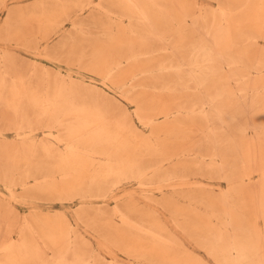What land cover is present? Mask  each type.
I'll return each instance as SVG.
<instances>
[{
  "label": "bare ground",
  "instance_id": "bare-ground-1",
  "mask_svg": "<svg viewBox=\"0 0 264 264\" xmlns=\"http://www.w3.org/2000/svg\"><path fill=\"white\" fill-rule=\"evenodd\" d=\"M93 1L37 0L13 11L0 0L7 10L1 29L13 37L15 17L51 30ZM97 1L121 21L107 17L97 34L78 24L82 36L59 47L56 57L109 75L114 84L136 79L130 85L136 109L93 82L35 60L20 64L5 50L0 129L29 135L0 141V181L12 186L17 176L21 184L36 174L57 176L40 190L59 201L82 200L78 215L90 226L103 221L93 228L133 264H264V0ZM91 37L98 41L89 44ZM142 79L148 86L132 91ZM39 130L42 138L31 137ZM192 176L226 187L195 183ZM129 179L156 185L159 205L213 262L169 237L162 218L133 198L118 200L115 212L87 202L98 196L106 204ZM168 191L181 194L186 206L166 197ZM19 216L12 202L0 199V264H125L96 250L65 213L32 218L37 236L17 238Z\"/></svg>",
  "mask_w": 264,
  "mask_h": 264
},
{
  "label": "rangeland",
  "instance_id": "rangeland-1",
  "mask_svg": "<svg viewBox=\"0 0 264 264\" xmlns=\"http://www.w3.org/2000/svg\"><path fill=\"white\" fill-rule=\"evenodd\" d=\"M37 0H6L7 5L13 8H21L22 10ZM207 3L208 0H201ZM90 4L85 8H75L69 13V21L60 24V26H54L51 30L42 31L37 27L36 22H32L29 25L25 26V24L20 23L18 18H13L11 23L14 26V30H12L11 35L13 37L8 38L6 36L5 30L1 29L4 27L7 10L4 8L0 9V59L3 58L4 51L9 50V55L7 57L13 59L14 61H18L20 64H24L21 60H35L38 61L48 67H52L54 69L60 70L67 75L74 76L76 78H80L82 80L93 82L99 87L105 88L107 91L109 90L110 94L113 95L120 101H123L127 107L134 112L136 109V102L131 98V87L130 85L135 82V80L131 81H123L120 84H114L111 81V77L109 75L105 76L101 73H95L93 71L87 70L86 68L68 64L64 61L59 60L56 57L59 50V47H62V51L64 50V44L66 47H69V42L73 38H77V36H82V32H80L78 24H82L85 26V32H94L97 34L101 32V29H98L100 26L107 24L110 22L107 20V17L113 18L114 21H121L120 16L118 13L111 12L109 8H106L104 4L98 3L97 0L93 2H89ZM209 3V2H208ZM211 3H215L211 1ZM12 10V9H11ZM17 14V13H16ZM78 28V32L74 30L75 25ZM17 30V31H15ZM17 35V36H16ZM9 39V40H7ZM89 44L95 43L98 41L96 37H91L90 39L86 40ZM27 42H31L27 45ZM88 50V49H86ZM89 56V52L87 51V58ZM24 60V61H25ZM156 71V70H154ZM139 79V78H138ZM148 85L146 82H143V79L137 83L135 87H133L132 91H137L139 89L146 88ZM130 87V88H129ZM156 94L155 96H157ZM1 113V111H0ZM4 129V127H3ZM42 131L34 132L31 137L35 139L42 138L41 136ZM26 135L17 136L14 132H9L0 129V141H13L19 140L18 138H22ZM35 178H30L26 181V184H21L19 182V177H16V182L12 186H8V184L0 181V199H6L12 202L14 208L20 213L19 217H14L15 221L17 220V231L15 233V237L19 238L22 235H33L37 236L36 231L33 228V221L32 218L40 217L44 215L53 216L58 212L65 213L69 216L72 223L78 227L82 234H84L88 239H90L95 246L96 250L104 253L108 257L117 258L118 260L122 261L125 264H133V260L128 257L125 253L120 251L119 249L115 248L113 245L109 244L98 232L95 228L96 226H100V222L104 223L103 221H98V223H94V226L91 224L88 225L85 216L82 215L81 217L76 212L79 207L83 204V201L79 198L71 202L67 201H59L56 200L55 197L49 196L48 194L44 193L40 190V185H44L48 180L58 179L57 176L54 175H40L36 174ZM4 180L6 178H3ZM192 181L195 183L204 182L208 184H212L215 188H218L222 185V188L226 187L225 183H220L221 180L219 179H211V178H202L201 176H192ZM39 184V185H37ZM156 185L150 186L149 188L141 187L136 180L129 179L124 180L119 185H117L112 193L109 194L107 198V203L104 204L103 201L98 197L94 196L87 200L89 205L94 208L103 207L107 208L108 211H117L118 200L122 202L130 201L131 198L138 202L137 204L139 207L144 210L145 212L156 213L159 217L162 218L166 229L168 230L169 237H176L178 240L183 242L184 244L188 245L194 252L201 255L204 260L213 262L211 258L201 250L190 238L189 236L185 235L176 225L174 222V218L169 212L168 209L159 205L158 202L163 201L161 195L156 188ZM126 190V191H125ZM135 190V191H134ZM153 190V191H152ZM147 192V193H146ZM151 196L155 198L157 201L150 202L144 199V196ZM166 197H172L177 200L180 206L185 207L186 203L183 201L181 194L173 193L172 191H168ZM119 198V199H118ZM122 207V206H121ZM32 214V216H31ZM93 214V211H91ZM118 216L122 219L123 215L118 213ZM127 217V216H126ZM128 221L136 226L141 227L142 231L144 230L150 231L151 226L147 224H141L139 219L136 217H127ZM116 227H122L120 229L123 232V226L117 222ZM165 228V227H163ZM131 231V230H128ZM132 232V231H131ZM127 236L132 237V235L127 232ZM171 234V235H170ZM153 239L156 242L166 243L170 245L172 250H177V248L172 245L164 236H158V234H152ZM146 238L145 235H140V238ZM175 238V239H176ZM147 239V238H146Z\"/></svg>",
  "mask_w": 264,
  "mask_h": 264
}]
</instances>
